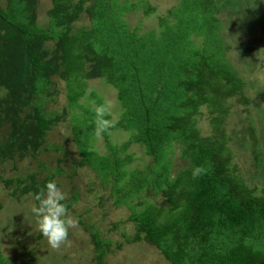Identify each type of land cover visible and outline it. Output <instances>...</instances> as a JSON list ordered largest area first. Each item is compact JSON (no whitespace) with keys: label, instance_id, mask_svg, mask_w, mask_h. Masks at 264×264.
Returning a JSON list of instances; mask_svg holds the SVG:
<instances>
[{"label":"trees","instance_id":"trees-1","mask_svg":"<svg viewBox=\"0 0 264 264\" xmlns=\"http://www.w3.org/2000/svg\"><path fill=\"white\" fill-rule=\"evenodd\" d=\"M40 2L0 0V164L10 160L16 168L42 151L49 155L29 172L3 176L9 194L35 195L46 181L59 186L58 175L72 177L87 167L102 187L109 186L114 205L130 209L127 220L135 230L127 241L154 246L170 264H264V195L236 172L226 134L219 131L225 100L242 92L245 83L224 56L215 0H179L159 18L161 30L144 32L131 28L123 12L146 3L51 0L43 25ZM84 12L90 23L77 24ZM199 35L201 42L193 37ZM92 78L117 89L123 112L113 127L131 130L130 137L121 146L107 140L105 153L89 148L98 117L88 106L72 119L80 158L66 168L64 155L54 154L57 163L50 167L49 152L62 146L49 143L48 134L67 113L48 107L58 81L66 83L71 108ZM202 106L209 109L211 135L197 126ZM131 142L143 144L150 163L128 166L133 156L124 150ZM173 142L182 145L181 158L190 163L171 176L166 146ZM261 163L257 154L255 164ZM196 166L204 171L193 177ZM144 189L160 194L163 202L133 203ZM78 196L74 191L65 198L67 210ZM84 227L95 262L104 264L110 239L94 224Z\"/></svg>","mask_w":264,"mask_h":264},{"label":"rangeland","instance_id":"rangeland-1","mask_svg":"<svg viewBox=\"0 0 264 264\" xmlns=\"http://www.w3.org/2000/svg\"><path fill=\"white\" fill-rule=\"evenodd\" d=\"M122 1V0H121ZM146 6L137 5L133 10L123 12L126 23L139 32L155 29L159 31L163 25L159 18L166 16L168 10L179 0H129ZM51 0H41L38 20L47 25V10ZM217 8L224 56L243 79L242 92L227 97V112L220 132L227 137V144L232 152V164L236 172L246 183L264 195V0H215ZM150 6V8L148 7ZM173 18H170V22ZM89 24V15L84 12L77 24ZM201 42L200 35L193 36ZM51 43L48 42V46ZM85 93L76 106L70 108L66 83L59 80L54 100L49 102L50 109L67 110L64 120L58 122L49 131L47 141L62 146L59 150H51L52 155L46 163L53 167L57 162L54 154L64 155L63 166L69 168L71 160L80 158V151L74 140L73 116L83 114L89 106L103 108V119L106 124L96 127L89 139V148L100 153L108 151L107 140L121 146L129 139L131 130L113 127L123 112L121 102L117 98V89L104 78L87 79ZM2 89L0 88V94ZM250 101L243 100L242 97ZM197 117V126L203 135L214 133L210 122L209 109L201 107ZM97 117V115H94ZM254 126V128L252 127ZM182 145L173 142L166 146L167 156L172 161L171 176L179 169L189 165L188 160L181 158ZM132 154L133 161L128 166L144 167L152 158L146 154L143 144L131 142L124 150ZM261 155V165L256 166V156ZM49 156L45 151L38 154L37 159ZM27 157L16 163L8 160L0 164V264H97L94 260L93 243L84 222L94 224L105 239H110L111 249L104 258V264H170L163 254L146 242L127 241V235L133 234L135 227L128 221L130 209L126 205H114L110 196L109 186L102 187L100 179L90 168H78L72 177L66 173L58 175L61 181L58 186L65 193V198L72 197L73 192L79 193L78 199L68 209L69 216L78 223L69 229L68 238L59 248L52 249L45 237L36 230L35 221L30 212L34 200L33 193L22 195L21 198L9 194L3 176L26 173L38 167V160ZM69 171V170H68ZM12 190V188L10 189ZM162 203L160 194L144 189L132 198Z\"/></svg>","mask_w":264,"mask_h":264},{"label":"clouds","instance_id":"clouds-1","mask_svg":"<svg viewBox=\"0 0 264 264\" xmlns=\"http://www.w3.org/2000/svg\"><path fill=\"white\" fill-rule=\"evenodd\" d=\"M97 124L103 127L106 121L100 119L104 114L103 108H96ZM203 168L196 166L192 169V176L202 174ZM37 202L32 205L30 212L35 221L36 230L47 239L52 249L59 248L65 243L69 229L75 228L78 221L69 216L64 203L65 193L58 187L55 180L46 181L44 186L34 195Z\"/></svg>","mask_w":264,"mask_h":264}]
</instances>
